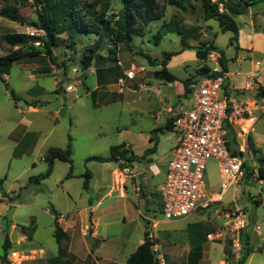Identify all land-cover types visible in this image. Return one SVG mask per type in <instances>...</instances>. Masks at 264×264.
Segmentation results:
<instances>
[{
	"label": "rangeland",
	"instance_id": "374dc122",
	"mask_svg": "<svg viewBox=\"0 0 264 264\" xmlns=\"http://www.w3.org/2000/svg\"><path fill=\"white\" fill-rule=\"evenodd\" d=\"M64 1L0 0V58L17 49L5 41V36L29 35L31 32H34L35 36H44L43 32L33 26L38 20L39 12L44 11L46 2L55 6ZM76 1L80 7H88L97 2L95 6L98 9H103L102 6L108 4L107 15L116 19L122 8L121 0ZM220 1L212 0V2ZM225 1L229 6H236L235 3L238 2V0ZM161 5H164L162 0ZM185 6L186 10L166 6L164 19L149 26L144 36H135L131 47L125 44L115 46L108 37L107 41H104V46L96 56L112 59L103 64L104 73L100 76L104 75L102 80L109 84L117 83L121 86L120 81L124 82L122 88L125 90L123 95L125 98L121 101L109 104L101 102L98 96H104L108 87H102L100 91L94 93L98 82L95 72L97 66H92L88 71L83 69L82 61L89 55L91 46L98 39L91 35H80L73 42L64 33L59 37L58 47L53 49L55 61L49 56L40 55L35 59L17 62L10 69V74L4 76V80L0 79V178L4 179L2 190L8 196L20 195L19 200L14 201L12 205L6 204L9 210L7 220L15 221L20 226H29V219L33 216L39 225L36 241H39L44 249L57 254L58 244L54 237L55 220L51 209L57 210L60 215L70 214V218H64L63 221V227H68L74 238L75 253L69 252L67 256L70 264L95 263V255L89 254L88 251L89 246L96 245L95 241L89 239L91 224L84 229L85 232L81 231L85 222H89L84 208L89 206L90 199H93L95 204L102 203L98 212L101 216L99 232L101 239L102 237L107 239L108 247L116 248L117 239H125L128 244L124 253L129 256L144 238L143 219L140 215L136 218L132 215H135L138 206L146 212L144 206L147 204L143 198L145 199L147 195L142 189L141 191L135 189L141 199L135 197V191L131 186V181L135 182V179L130 180V174L122 171V166L126 165L122 162H88L87 158L107 157L112 147L126 142L132 145L135 154L141 155L148 147L152 132L163 129L164 132L157 134L158 152L152 158L154 161L160 160V163L165 165L172 158L171 149L175 142L172 135L175 132L166 130L167 113L162 112V115L158 116L159 111H163L166 107L159 103V96H182L184 83L189 79H198V73L202 68L209 67L213 71L221 68L218 61L221 55L225 57L230 73L246 71L250 67L249 59L242 61L243 68L239 67L236 58L237 49L231 46L233 34L222 32L215 19L206 20L200 0H187ZM6 7L15 9L23 24L2 16L1 12ZM220 10H225L222 4ZM240 10L242 14L236 16V19L243 30H250V26L253 25L256 30L264 31V0L255 7L240 8ZM163 24H170L168 26L172 32L166 29L162 31ZM179 30L184 33L183 36L192 48L185 49L184 53L173 57L169 62V72L177 78V81L168 82L166 79L155 77V72L160 71L162 67L151 65L148 57L161 62L165 59V53H178L183 50V36L179 34ZM158 34L163 36L159 42L156 39ZM260 38L264 40V32ZM210 45L217 46L218 51L206 61L197 59V48L204 49ZM234 45L237 46L236 43ZM263 57L264 53L260 55V61ZM260 65L263 67V64ZM131 70L135 72L133 80L127 77V73ZM5 82L21 100H13L10 90L5 87ZM142 84L144 87L150 86L144 90L141 89ZM70 85L74 87L73 91H67ZM112 89L117 93L119 87L114 86ZM252 94L250 92L248 95L253 96ZM28 96L38 97L34 98L38 101L36 111H31L28 104H33L35 101ZM15 125L20 126L19 132L25 131V127L37 132V135H31L23 142L18 150V154L23 155L18 158H13L14 143L8 139V134ZM70 137L73 145V177L67 178L71 168L69 164L56 161L53 173L48 179L40 185L30 183L31 177L46 172L47 164L43 157L47 150L52 147L65 149ZM232 141L231 136V147L236 148ZM148 157L134 163L136 171L147 170L145 176L149 174ZM248 157V165L251 166L253 161L250 155ZM87 171L95 177L93 190L84 189V175ZM205 174L207 190L211 193H220L221 173L218 161L214 158L209 159ZM163 179L164 173L157 177L148 175L147 180L153 184H161ZM124 187L128 188V199L117 197L125 190ZM263 188L264 185L260 186L256 180L246 177L239 184L236 196L234 190L229 189L223 195L222 203L217 205L229 206L236 197L237 206L243 210L250 222L242 233V240L246 251L254 250L256 247V252L245 264H264V251L258 252L259 249L264 248V206L261 205L260 199L250 197V194L258 196ZM110 195L115 197L109 198ZM152 203L151 214L155 215L156 220H165L159 201L153 198ZM125 215L126 223H124ZM219 216L221 214H218L213 207L183 220L160 224L155 230L150 228L147 232L149 236L153 234L151 239L154 243L153 249L158 250L156 254L161 257L160 264H189L188 248L198 243L203 247V259L199 264L230 263L231 260L226 257L231 250L230 242H210L207 239V235L224 222ZM257 226L260 227L259 232H256ZM81 236L88 238V246L82 242ZM4 239L3 233H0V257L4 254ZM11 252L13 250H10L9 255ZM18 253L25 260L23 263L29 261L36 263L34 257L40 256L31 250L22 253L18 251ZM123 261L113 264H126V260ZM0 264H3L1 258Z\"/></svg>",
	"mask_w": 264,
	"mask_h": 264
},
{
	"label": "trees",
	"instance_id": "16d2710c",
	"mask_svg": "<svg viewBox=\"0 0 264 264\" xmlns=\"http://www.w3.org/2000/svg\"><path fill=\"white\" fill-rule=\"evenodd\" d=\"M39 1V0H36ZM164 5H161V0H121L122 8L116 18H110L107 15L109 10V5L104 4L103 9H98L95 5L80 7L76 0H65L60 2L59 5H52L49 2L45 3V9L43 12H39V17L33 26L36 27L38 31L44 33V36H29V35H17V36H5V41H7L12 47H17V49L11 50L5 56L0 58V79L4 80L5 75L10 74V69L14 63H19L27 59H35L40 55L49 56L53 61L55 47H58L59 37L66 33L68 38L73 42L80 35H91L97 37V41L91 46L89 50V55L82 61L84 71H88L92 66H97L95 68L96 73L100 76L104 73V68L102 67L105 62L111 61V57L104 58L102 56H96L100 49L104 46V41H107V37L114 43L115 46L119 44H125L131 47V43L135 36H144L146 30L152 24L162 21L164 19L165 7L171 6L176 7L181 10H186L185 3L187 0H162ZM202 2L206 20L215 19L222 32H231L233 37L231 41L237 44L240 34V24L236 19V16L242 14L240 8H250L255 7L257 4L263 0H238L236 6H229L228 2L221 0L220 2H212V0H200ZM51 3V2H50ZM224 6V11L220 10V5ZM1 15L10 19L13 22L23 24L21 18L18 16L15 9L6 7L1 12ZM115 21V22H113ZM170 24H163L161 30L164 29L172 32ZM184 31V30H183ZM180 35L183 36L181 30L178 31ZM161 34V33H160ZM158 34L157 41L159 42L163 36ZM183 51L187 48H192V46L186 41L183 36ZM39 42L40 45H35ZM157 42V43H158ZM104 43V44H103ZM218 51L217 46H206L204 49L201 47L197 48L196 57L201 61L208 60L209 56ZM181 52H170L165 53V59L161 62L157 60H152L148 57L151 65H159L162 67L160 71L155 72V77L166 79L168 82L177 81V78L172 75L168 70V64L173 57L179 55ZM147 57V56H145ZM219 64L221 66L220 72H215L209 67L202 68L198 76L199 77H218L225 73H228V65L226 64L225 57L221 55L218 58ZM198 77V78H199ZM193 80V79H192ZM192 80H187L184 85L187 88V92L190 93L188 86ZM5 87L10 90L11 97L15 101L21 100L17 96L15 91L9 87V84L5 82ZM258 96L260 98L264 97V87H259ZM29 106H37L38 102L33 104H28ZM167 131H172L173 126L170 122L167 127ZM158 132H164L163 129H158L153 132V134H158ZM233 135L232 129L228 126V139ZM150 141L154 143L153 147L149 148L143 156H136L127 146L126 143L115 146L111 148L110 157L93 156L88 159V161H97L100 163H118L120 161H126L128 165H133L135 162H140L148 156L156 153L158 143L155 136H151ZM233 142L238 147V149L232 150L233 155H244L240 150L239 140L237 137H233ZM231 148V143H228ZM248 149L253 150L251 140L248 141ZM73 145L72 138H69V143L65 149L52 147L47 150L43 157V160L47 164V170L45 173L31 177L29 182L32 184L40 185L44 180L48 179L54 169L56 161H61L67 163L71 166L70 172L67 178L73 177ZM263 162V160H261ZM264 163V162H263ZM127 165V164H123ZM124 168V166H122ZM247 170V164H245ZM253 175V174H251ZM249 176V175H248ZM92 179V173L87 171L84 175V189H90V183ZM258 179L264 180V167L258 169ZM4 179H0V189H3ZM52 214L55 216V238L59 246V258L57 264H70L67 261L68 251L62 247L61 243L67 238V234L64 232L63 228L59 224V214L52 210ZM154 243L151 240L149 233L146 232L144 236V242L141 244L137 250L129 256L127 259V264H159L156 252L153 250ZM245 249V246H244ZM4 254L0 257L3 264H10L8 261V255L11 250V242L9 236L6 235L3 244ZM93 250V249H92ZM202 244L198 243L194 246L193 251L189 255V264H199L202 259ZM264 248L258 250L259 253L263 252ZM255 252L252 250H245L243 258L240 264H245L249 255Z\"/></svg>",
	"mask_w": 264,
	"mask_h": 264
},
{
	"label": "built area",
	"instance_id": "2783aa9c",
	"mask_svg": "<svg viewBox=\"0 0 264 264\" xmlns=\"http://www.w3.org/2000/svg\"><path fill=\"white\" fill-rule=\"evenodd\" d=\"M34 37L35 33L31 32ZM39 46L40 43L36 42ZM129 79L135 78L133 70L127 73ZM121 86L124 82L120 81ZM227 73L218 77H199L193 79L188 86L193 105L173 114L171 123L177 135V143L168 161L166 179L159 188L163 201V216L167 222L182 220L194 214L205 212L214 207L223 224L207 235L210 242H230V253L227 254L230 263L240 264L244 244L243 231L249 226L246 214L237 206L236 199L226 207H218L222 203L223 195L233 189L235 195L239 184L247 177L246 150H241L244 155H233L229 147L228 126L231 127L237 120L251 114V106L247 101H237L228 97L225 86ZM250 85H247L249 88ZM72 85L67 91H73ZM159 92V90H158ZM256 107L264 111V97L257 100ZM214 158L219 163L221 173V192L211 193L207 190L206 165L207 161ZM127 164L123 168L126 174L134 175L133 165ZM148 170L154 175L160 174V169L155 164H150ZM147 170L141 172L145 175ZM260 183L263 182L260 180ZM141 191L140 187H135ZM5 200L0 192V202ZM152 223V222H151ZM155 228V222L152 223ZM259 227L256 232H259ZM153 239V234H150ZM155 252H158L157 248ZM11 264H22L23 257L18 252H11ZM159 262L161 257L157 256ZM26 259V258H25ZM164 263V260H162Z\"/></svg>",
	"mask_w": 264,
	"mask_h": 264
},
{
	"label": "crops",
	"instance_id": "0c3cea01",
	"mask_svg": "<svg viewBox=\"0 0 264 264\" xmlns=\"http://www.w3.org/2000/svg\"><path fill=\"white\" fill-rule=\"evenodd\" d=\"M262 32H264V31L256 30L253 25L250 26V30H243L241 28L240 34H239L238 49H237V46H235V45H231V46L232 47L234 46L235 49H237L236 50V58H238L237 63L239 65V67L243 68L242 61L246 60V59H249L250 67L247 68L246 71L240 70L238 73L228 72L227 73V84L225 86V90L227 91L228 97H231L237 101H247L250 103V106L252 108L251 114L246 115L245 118L237 120L233 125H231V129L233 132L232 138L235 136L238 138L239 141L240 140L242 141V144H240V142H239L240 150H246L247 158H249L248 155H250L251 156L250 159H252V161H253V165L250 166V165H248V160H247V174L249 175V176L247 175V177H251L253 180H256L260 186L264 185V180H261L263 182L261 184L260 180L258 179V169L260 167H264V163H263L264 162V111H262L256 107V102H257V100L261 99L257 94L259 87H264V57L261 59L262 61H260V55L264 53V40H263V38H260ZM180 52L184 53L183 50H181ZM260 64H263V67H261L262 65H260ZM168 70H169V64H168ZM220 71H221V68L216 69L215 72H220ZM96 75L98 77V82H97V87H96V90L94 93H96L97 91H100L102 89V87L103 88L108 87V90H106L104 92V96H98V99L101 102L109 104V103H115V102L121 101L125 98V96H123L125 94V90H124V88H122V86H119L117 83L109 84V83L105 82L104 80H102V77L104 75L99 76L97 73H96ZM5 76H8V75H5ZM130 80H133V79H130ZM77 81H79V78L77 79ZM247 85H250V87L247 88ZM114 86L119 87V90L117 93H116V91H114V89H112V87H114ZM140 86H141V84H140ZM142 86H143V84H142ZM148 86H150V85H147V87L143 86V87H141V89L146 90L147 88H149ZM159 92H160V89H159ZM250 92L253 93L252 94L253 96L248 95ZM182 94H183L182 96H159V103L163 106H166V107H164L163 111H159L158 116H161L162 112L167 113L168 114L167 125L171 122V119H172L174 113H176L177 111H180L182 109H188L193 105V100L190 96V93L187 92V88L185 87V85L183 86ZM28 97H31L33 99L38 98L36 96H28ZM94 97L97 98V96H94ZM33 101L38 102V101H36V99H34ZM183 101H185V102H183ZM29 107L31 108V111L37 110L35 106L34 107L29 106ZM0 128H1V121H0ZM19 128H20L19 125L18 126L15 125L11 129L10 133L8 134V139H10L14 143V150L15 151L13 152V158L14 157L15 158L21 157L23 154H18V150H20V148L22 147L23 142L27 138L31 137V135H37L36 131L30 130L28 127H25L26 129L23 132H19ZM156 130H158V129H156ZM153 132H152V135L149 136V144H148V147L143 152V154H141V155L135 154L132 145L129 142H126L128 148L136 156H139V157L143 156L144 153L149 148L153 147V145H154V143H152L150 141L151 136H155L156 141L159 145V142L157 139V134L154 135ZM172 136H173L175 142H174L172 149H171V155H172L173 149L177 143V135H175V133H174V135H172ZM249 140H251L253 150L248 149V141ZM229 142H230V138H229ZM234 149H238V147L237 146H236V148L231 147V151ZM157 152H158V146H157V151L155 154H157ZM155 154L149 156L147 158V160H148V162L150 161V164H155L159 167L160 174L154 175L153 173H151L149 171L148 175L157 177V176H160L164 173V179H163L161 184H156V183L153 184V183L148 182V180H147L148 175L147 176L142 175L141 172L143 170L142 171H136L135 167L133 169L134 175H132V176L130 175V178H131L130 180L135 179V182L131 181L132 189L135 191V187H140L145 192V194L147 195V197L145 199L143 198V200L147 204L146 206H144L146 212H144L141 209V207L138 206L137 212L135 213V215L134 214L132 215L135 218L138 217V215H140L141 218L143 219V221H144L143 222L144 223V236H145V233L150 230V228L155 230L159 227L160 224H163V223L168 224L169 223L166 220H163V221L162 220H156L155 215L153 216L151 214L152 211H151L150 207L151 208L153 207L152 206L153 198H156V201H159V205H162L161 207L163 209V201H162L161 195L159 194V188L164 183V181L166 179V171H167V164H168V162L165 165L161 164L160 160L154 161V159L152 157H155L156 156ZM110 155H111V152H110ZM110 155L107 157H110ZM90 157H93V156H90ZM90 157L87 158V161ZM107 157H105V158H107ZM261 160H263V162H261ZM88 162H92V161H88ZM251 174H253V175H251ZM0 179H2V178H0ZM94 179H95V177L92 174V181L90 183L91 188L89 190L94 189L93 188ZM138 182H140V183H138ZM3 186H4V184H3ZM124 189L125 190L122 191L121 194H118L117 197L119 196L121 198H127L128 199V197H127L128 196V188L124 187ZM96 190H100V188L99 189L96 188ZM261 191L262 192H259L258 196H256V195L252 196L250 194V197L260 199L262 201L261 205L264 206V188L261 189ZM0 192L3 194V196L5 198V200L0 202V233H3V235L5 237H6V235L9 236V239L11 242V250H13V252L19 251L21 253L25 252L27 250H29V251L31 250V252H34L36 255H40V256H38V258L34 257L37 261L36 263L29 261L28 263L24 262L25 264H39L38 262H40V264H57L58 258H59V246H60L58 244V242H57L58 252H57V254H54V253L44 249L41 246V243H39V241H36V235H37L38 230H39V225L33 216L29 219V226H20L15 221L9 222L7 220V213L9 211L7 205H12L14 201L19 200L20 195H15L14 197L8 196L7 193H5L2 189H0ZM135 195H136L135 197L138 200L141 199L138 192L135 191ZM113 197H115V196L110 195L109 198H113ZM2 203H5V204H2ZM101 204L102 203L95 204L93 202V199H90L89 200V206L84 208V212H86L87 218H89V222H87V221L85 222L81 231L85 232L84 229L87 228L89 226V224H91L92 229H89L91 232V237L89 239L91 241L96 242L95 246H92V247L89 246L88 247L89 254L93 253L95 255L94 256V259H95L94 264H113L114 262L123 261V260H126V264H127V259L129 258L130 255L127 256L124 253V249H125L126 245L128 244V242H126L125 239L118 238L116 241V245H118V247L112 248V246L108 247L107 239H104L103 237H102V239L100 238L99 220H100L101 216L99 215L98 212H99V208H100ZM218 207H220V206H218ZM55 211L58 213L57 210H55ZM154 212L156 213V210ZM155 213H153V214H155ZM51 214H52V209H51ZM58 214L60 216L59 224L63 228L64 232L67 234V238L61 243V245L63 248H65L68 251V253L69 252L75 253V250H73L74 249V246H73L74 245V238L70 234L69 228L63 227L64 218H70V214H65V215L64 214L60 215V213H58ZM192 216H194V215H192ZM53 217L55 220L54 215H53ZM126 222H127V216L125 215L124 216V223H126ZM151 222L152 223L155 222V226H156L155 228L152 227ZM147 224H148V226H146ZM222 224L223 223H221L219 225L221 226ZM257 227H259V226H257ZM259 229H260V227H259ZM76 233L78 234V232H76ZM54 237H55V232H54ZM82 238H83L82 242L86 243V245L88 246V242H87L88 238H86L85 236ZM68 241H70V243ZM143 242H144V238L140 241V245L143 244ZM69 244H70V246H68ZM140 245H138L137 248ZM137 248H136V250H137ZM193 248H194V246L188 248L187 261H189V255H190L191 251H193ZM202 249H203V247H202ZM254 251L256 252V247H255ZM255 252H253V253H255ZM253 253H251V255ZM251 255H249V257ZM39 258H40V260H38ZM202 259H203V250H202ZM105 261H107V262H105ZM24 263H22V264H24ZM221 263H222V261H221ZM159 264H160V262H159Z\"/></svg>",
	"mask_w": 264,
	"mask_h": 264
},
{
	"label": "water",
	"instance_id": "95a60500",
	"mask_svg": "<svg viewBox=\"0 0 264 264\" xmlns=\"http://www.w3.org/2000/svg\"><path fill=\"white\" fill-rule=\"evenodd\" d=\"M62 114H64V112H62ZM239 142H240V144H242V141L241 140Z\"/></svg>",
	"mask_w": 264,
	"mask_h": 264
}]
</instances>
